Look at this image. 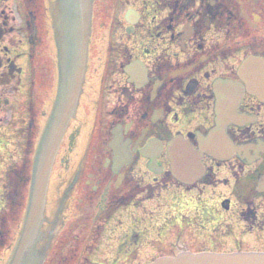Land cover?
<instances>
[{"label":"flooded vegetation","instance_id":"obj_1","mask_svg":"<svg viewBox=\"0 0 264 264\" xmlns=\"http://www.w3.org/2000/svg\"><path fill=\"white\" fill-rule=\"evenodd\" d=\"M72 2L60 15L58 0H0V264L22 235L60 89V43L71 40L78 102L48 182L43 264L264 251V0H75L78 27ZM217 89L241 99L225 129L235 149L212 154L201 145L216 125ZM182 136L200 163L169 152ZM225 169L235 179L219 194L218 220L208 196Z\"/></svg>","mask_w":264,"mask_h":264},{"label":"water","instance_id":"obj_2","mask_svg":"<svg viewBox=\"0 0 264 264\" xmlns=\"http://www.w3.org/2000/svg\"><path fill=\"white\" fill-rule=\"evenodd\" d=\"M63 2L68 0H62ZM72 2L71 8L73 17H75V23L77 27L80 21V12L78 8V2L76 4L75 0ZM68 12V9H66ZM60 15L65 14L64 4L59 10ZM74 21V18H73ZM76 43V41H74ZM73 42V51L71 52V60L73 62L76 58V45ZM70 62V61H69ZM64 70V76L61 81V89L59 91L58 99L54 109V114L49 124L47 133L41 143L40 151L38 152L37 165L34 172V181L32 185L31 202L28 211V218L25 223L24 232L22 240L18 246L15 257L11 264H22L24 259H26L25 264H34L35 255L29 252V247L31 244L35 230L41 221L42 206L44 204V198L46 193L47 181L49 176V171L52 163L53 156L56 151V146L63 133V128L65 127L71 113L73 112V106L75 102L76 92L78 88L79 81V68L74 69L75 75H73V70L66 66ZM74 66H72L73 68ZM222 98L219 105V116L217 118V126L209 133L208 137L205 139L206 144L201 145L202 150L216 153L222 149V145L226 143L225 149H233L232 143L229 139L224 136L223 132L226 129L230 120L234 119L231 115V108L229 102L233 103L237 95L238 89H231L232 94H227V89H220ZM75 93V94H74ZM185 148L189 151L193 149L189 144H185ZM178 146L177 140H173L170 144V150L172 152L176 151ZM40 238L38 239L39 242ZM37 242V243H38ZM36 253L40 254V263L44 261V257L41 256L42 250H35ZM29 252V253H28ZM151 264H264V253L255 252H243V253H211L204 252L198 254L182 253L177 257H164Z\"/></svg>","mask_w":264,"mask_h":264},{"label":"rangeland","instance_id":"obj_3","mask_svg":"<svg viewBox=\"0 0 264 264\" xmlns=\"http://www.w3.org/2000/svg\"><path fill=\"white\" fill-rule=\"evenodd\" d=\"M223 182L222 183H219L218 185H217V187H214V186H211L212 188H213V190H212V192H211V194H209V196H208V199H209V204H210V211H209V213L211 214V215H214L215 217H216V219H218V220H220V219H222V218H225L226 217V211L224 210V212L223 211H219V212H217L218 211V209H217V204H216V202H220L219 200H218V198L220 197V195H222V192L221 191H219V190H223V192H226L227 193V191L226 190H229L231 187H232V185H233V182H234V179H235V175H233V173L231 172V171H228V170H226L225 169V171H222L221 173H220V177H219ZM228 182V183H227ZM220 194V195H219ZM169 198H173V199H170L172 202L173 201H176V197H175V195L174 194H171L170 195V197ZM185 201V199H183V198H180V199H178V202H180V203H183ZM167 202H170L169 200H167ZM160 203H162L163 204V202H161L160 201ZM171 203V202H170ZM194 207V206H193ZM196 208V207H195ZM163 211H165V210H168L167 208H164V209H162ZM196 210H197V208H196ZM193 211H194V209H191V211L189 212V215H192V213H193ZM162 214V213H161ZM238 217V216H237ZM237 217H234L233 218V222L235 221V222H238V219H237ZM261 218V217H260ZM261 220H262V218H261ZM209 221V220H208ZM207 221V222H208ZM263 221H264V216H263ZM206 226H207V224H206ZM208 227L210 228V225H208ZM204 229H202V231H200V232H198V234H199V236L201 237V238H205V236H202L201 235V232L203 233V234H205L206 232H208V231H203ZM236 230H237V232H236V234L237 235H239V233H240V229L238 228V227H236ZM257 232H260L261 234H264V225H263V228L262 229H257L256 230ZM213 234H214V232H213ZM206 237H208V238H211V235H207ZM219 240H221L220 239V237L218 238V241ZM226 241H228L230 244H232V239H230V238H227L226 239ZM209 244H211V242L210 243H208V245ZM253 244V243H252ZM44 262V261H43ZM43 262H42V264H43Z\"/></svg>","mask_w":264,"mask_h":264},{"label":"bare ground","instance_id":"obj_4","mask_svg":"<svg viewBox=\"0 0 264 264\" xmlns=\"http://www.w3.org/2000/svg\"><path fill=\"white\" fill-rule=\"evenodd\" d=\"M232 109H233V107L231 108V110H232ZM189 155H190L191 157H193V156L197 157V154H196L195 151H191V153H189ZM183 156L186 157V153H185V155H183ZM185 171H186V169H181L180 171H178V174H181L182 172H185ZM186 172H191V169H190V168L187 169ZM212 183H213V184H216L215 181H213Z\"/></svg>","mask_w":264,"mask_h":264}]
</instances>
